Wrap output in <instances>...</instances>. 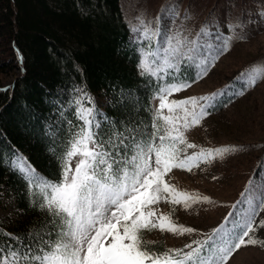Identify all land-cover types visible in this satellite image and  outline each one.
<instances>
[{"label": "snow or ice", "instance_id": "1", "mask_svg": "<svg viewBox=\"0 0 264 264\" xmlns=\"http://www.w3.org/2000/svg\"><path fill=\"white\" fill-rule=\"evenodd\" d=\"M131 31L140 32V39L149 44L160 34L143 20ZM208 35L202 28L197 41L187 42L192 45L188 52L183 50L184 41L165 36L163 48L141 50L142 58L137 64L140 74L164 81L172 71H179L185 58L195 63L201 75L206 73V65L228 47L224 41L216 54L195 62L191 54L199 52L200 36ZM261 78L264 68L254 69L247 74V85L255 86ZM188 86L158 83L153 98L159 100V105L152 114V131L146 139L138 128L111 132L105 138L95 107H85V100L93 103L91 97L77 88L79 95L69 105L75 106L74 115L81 123L70 133L58 156L59 179L44 177L19 153H13L8 160L9 170L26 182L31 205L51 219L26 237L0 232V237L8 238L0 242V264H227L242 247H264V241L254 236L264 228V220L259 224L255 220L264 211V200L256 203L251 195L245 197L249 206L230 230L221 225L206 239L193 241L183 249L157 252L144 245L143 232L159 230L184 235L194 231L175 224L171 215L158 213L153 206L164 202L182 204L187 209L200 200L210 202L207 197L179 191L165 176L173 169L191 172L200 161L210 162L234 151L201 149L186 154L187 149L196 148L187 141L186 133L199 126L208 107L201 106L197 98L169 99Z\"/></svg>", "mask_w": 264, "mask_h": 264}, {"label": "trees", "instance_id": "2", "mask_svg": "<svg viewBox=\"0 0 264 264\" xmlns=\"http://www.w3.org/2000/svg\"><path fill=\"white\" fill-rule=\"evenodd\" d=\"M122 1L0 0V71L11 64L2 53L15 59L17 50L22 63L11 87H0V205L13 199L16 207L15 219L0 223V232L26 237L51 219L31 205L26 182L9 170L8 160L19 153L44 177L59 179L58 156L81 123L74 115L75 106L69 105L79 95L77 88L103 99L97 119L105 138L111 132L138 128L146 139L152 131L158 83L196 78L190 65L160 82L140 74L137 64L144 44L134 37ZM186 2L191 15L195 2L202 4L205 23L231 40L239 36L236 27L244 18L264 6V0ZM261 172L262 167L256 170L257 179ZM7 239L0 237V242ZM146 247L167 250L163 243Z\"/></svg>", "mask_w": 264, "mask_h": 264}, {"label": "rangeland", "instance_id": "3", "mask_svg": "<svg viewBox=\"0 0 264 264\" xmlns=\"http://www.w3.org/2000/svg\"><path fill=\"white\" fill-rule=\"evenodd\" d=\"M122 2L131 27H139L140 21L143 20L153 30H159L160 34L153 38L151 44L140 39V32L133 33L134 37L144 44L141 49L144 52L166 46L163 42L165 36L184 41L186 47L183 50L188 52L192 45L187 42L197 41L202 28H205L209 35L200 36L199 52L191 54L194 55L195 62L205 59L210 53L216 54V50L222 47V42H228V47L216 54V58L206 65L207 71L202 75L193 61L182 59L179 69L187 65L195 67L196 78L194 81L173 82L190 86L169 97L170 100L177 101L197 98L201 106H208L207 115L199 126L186 133L187 141L196 145V148L186 150L187 155L201 149H234L211 159L210 162L200 161L199 166L194 167L191 172L173 169L165 176V180L179 191H186L201 198L207 197L210 201L200 200L187 209L182 204L172 206L164 202L153 206L158 213L171 215L175 224L192 228L194 231L184 235H173L159 230L143 232L144 245L163 243L167 250L183 249L193 241L206 239L221 225H224L226 230L232 229L234 222L241 218L249 206L245 197H255L256 203L264 200V161H261L264 159V78L259 79L255 86L247 85V74L254 69L264 68V6L244 18L241 26L236 27L239 36L231 40L227 34L210 29L205 23L207 21L204 19V6L198 4L199 2H195L197 6L194 15H191L186 7V0ZM15 52V59L8 53H2L3 58L11 61L9 68L0 71L2 88H10L22 72L20 54L17 50ZM177 73L179 71H172L168 77L176 76ZM87 95L93 103L85 107L94 106L98 114L103 111V99ZM206 97L210 99H201ZM231 99L233 100L230 101ZM152 104L155 111L159 100L153 99ZM260 167L262 172L257 179L255 172ZM15 208L13 199L0 205L1 224L15 219ZM255 220L257 224L264 220V211H260ZM254 236L264 241V228L258 229ZM227 264H264V247H242L233 254Z\"/></svg>", "mask_w": 264, "mask_h": 264}, {"label": "bare ground", "instance_id": "4", "mask_svg": "<svg viewBox=\"0 0 264 264\" xmlns=\"http://www.w3.org/2000/svg\"><path fill=\"white\" fill-rule=\"evenodd\" d=\"M205 1V0H204ZM196 6V5H195ZM209 6H210V4H209ZM223 7V6H222ZM192 9V8H191ZM213 10V9H212ZM208 11V10H207ZM231 13H232V11H231ZM241 13V12H240ZM237 15H239V14H237ZM20 56V55H19ZM20 58H21V56H20ZM21 61V60H20Z\"/></svg>", "mask_w": 264, "mask_h": 264}]
</instances>
